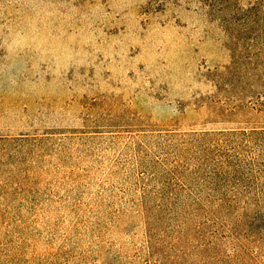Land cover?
I'll use <instances>...</instances> for the list:
<instances>
[{
    "label": "rangeland",
    "instance_id": "374dc122",
    "mask_svg": "<svg viewBox=\"0 0 264 264\" xmlns=\"http://www.w3.org/2000/svg\"><path fill=\"white\" fill-rule=\"evenodd\" d=\"M0 264H264V0H0Z\"/></svg>",
    "mask_w": 264,
    "mask_h": 264
}]
</instances>
